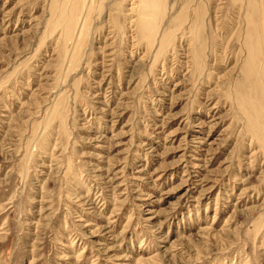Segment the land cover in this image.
<instances>
[{
    "label": "rangeland",
    "instance_id": "rangeland-1",
    "mask_svg": "<svg viewBox=\"0 0 264 264\" xmlns=\"http://www.w3.org/2000/svg\"><path fill=\"white\" fill-rule=\"evenodd\" d=\"M0 264H264V0H0Z\"/></svg>",
    "mask_w": 264,
    "mask_h": 264
},
{
    "label": "bare ground",
    "instance_id": "bare-ground-1",
    "mask_svg": "<svg viewBox=\"0 0 264 264\" xmlns=\"http://www.w3.org/2000/svg\"><path fill=\"white\" fill-rule=\"evenodd\" d=\"M87 6V5H86ZM88 7V6H87ZM261 7V6H260ZM86 7H83V5H80V6H78V8L75 10V13H74V18H73V20H72V23L69 25V26H67L66 27V35H67V37L69 38V42H73V40L75 41V32H76V30H77V27H78V23H79V21H83L82 23H83V25L81 26V28L78 30V32H77V39H76V42H74V44L72 45V47L73 46H75V45H78L79 43H80V41H82V39H83V35H84V30H85V21H86V19H87V10H86V13H85V15H84V9H85ZM144 13V11L143 10H141L140 9V13ZM144 15V14H143ZM145 16V15H144ZM80 17V18H79ZM146 17V16H145ZM142 23H141V29L143 30L144 28H146V25H147V23L145 22V19H142V21H141ZM143 34V33H142ZM71 44V43H70ZM81 45V44H80ZM71 46V45H70ZM72 49H74V48H72ZM71 49V50H72ZM79 51L80 50H76V51H73V54H71V57H69L70 59H71V62H73L74 60H75V57L76 56H78V54H79ZM70 61V60H69ZM73 66V65H72ZM70 67H71V65H70ZM61 90V89H60ZM55 101V100H54ZM55 105V104H54Z\"/></svg>",
    "mask_w": 264,
    "mask_h": 264
}]
</instances>
